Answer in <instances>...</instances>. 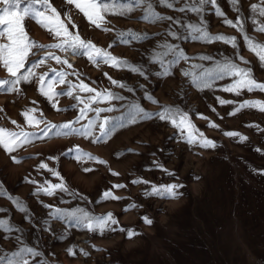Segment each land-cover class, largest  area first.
<instances>
[{
	"label": "rangeland",
	"instance_id": "rangeland-1",
	"mask_svg": "<svg viewBox=\"0 0 264 264\" xmlns=\"http://www.w3.org/2000/svg\"><path fill=\"white\" fill-rule=\"evenodd\" d=\"M61 13L66 25L68 20L64 12L72 16L73 34L79 33L81 38L91 40L97 47L111 51L118 59H127L130 63L140 64L141 53L151 48L168 27V18H180L187 25L192 23L208 31L210 35L237 36L239 54L250 64L245 65L235 56L230 46L223 42L206 43L203 41H171L180 43L185 54L190 56L187 63L181 62L173 69V75L144 80L128 69L112 68L102 62L93 64L83 56V50L60 52L46 46L59 42L46 28L35 21L24 22L28 40L35 45L30 50L25 68L33 62L43 60L33 72L37 76L44 75L45 84L53 82V90L62 93L48 101L39 92V83L33 79L19 84L0 83V128L5 129L0 136L10 139L9 132L39 133L45 127L35 121H45L49 125L71 123L74 128L86 126L87 119H96L97 127L93 134L81 137L77 133L60 128H51L47 137L42 135L21 136L22 142L14 152L8 153L0 145V219L8 222V226L20 231L0 229V255H7L21 246L17 236H22L29 246L42 251L43 256L35 259L46 261V264H264V154L257 153L256 147L264 153V112L257 108H245L235 113L236 107L245 99L264 102V93L255 90L246 91L237 97L223 91L199 90L190 85L189 78L182 77L180 69L200 61V55H214L223 52L233 58L241 67H251L253 76L258 82H264V68L259 66L258 58L241 38L240 33L223 23V18L209 14L212 10L206 6L205 22L199 23L198 14L179 9L169 10L158 0H144L143 5L120 16L121 5L127 6L129 0H106L117 6V11L106 15V23L97 29L74 5H66V0H50ZM174 3L175 0H170ZM198 0H188L189 6ZM227 18L235 20L239 7V15L244 19L245 31L253 43L264 44V33L257 29L264 26V17L259 10L251 11V4L264 7V0H239L230 6L228 0H218ZM167 3V0H166ZM147 4L156 13L149 20L142 17L147 13ZM2 7V5H0ZM255 20V25L252 23ZM104 27L110 29L105 32ZM132 30L141 34L155 36L154 40L143 44L132 42L128 45L120 43V32ZM188 35L190 29H178ZM198 35V33H195ZM6 42L0 39V43ZM45 45V48H40ZM51 51L59 55L65 64H58L54 59H44ZM36 55L33 56L32 53ZM227 59V57H225ZM23 71V70H21ZM59 72H64V79L69 83H59ZM104 73L124 82L129 88H135V94L112 85ZM14 79L0 63V82ZM230 80L217 82L218 85ZM81 83L96 89L98 92L112 91L128 97L130 104H139L146 111L155 112L162 107H179L189 113L190 120L205 136L217 143L216 149H202L189 146L177 139V130L169 122L158 119L139 120L130 123L132 113L125 102L117 100H99L91 104V108L113 107L110 113H101L99 118L95 112L89 111L87 119L76 121L79 110L85 107L94 93L80 91ZM144 84L157 103L153 104L144 98L143 90L138 85ZM71 90L72 95H67ZM79 96L81 99L76 100ZM236 101L233 105L221 106L215 97ZM83 101V103L81 102ZM211 108H216L212 112ZM229 113H235L229 115ZM28 117L33 123H28ZM207 117L208 119H203ZM108 118L106 125L108 134L101 137L98 124ZM120 118V119H117ZM210 123L219 128L209 127ZM226 131H238L249 137L241 142L238 137H227ZM60 133V135H57ZM71 149L72 151H68ZM155 154V155H153ZM89 156L95 157L90 160ZM104 161V163H100ZM153 161L162 168L156 169ZM46 164L58 176H52L47 169H40ZM43 166V165H41ZM162 169L174 175L169 176ZM115 173V174H114ZM147 180L149 184H132V180ZM32 180L51 183H63L71 192L86 197L85 200L72 199L63 193L69 204H60L57 197L43 195L33 196L35 185ZM125 185L116 189L115 184ZM151 183H179L183 187L177 197H145V191L151 190ZM111 191L119 199L104 198V191ZM12 201H19L29 209L28 218L20 213ZM39 201L60 207H84L93 216H109L117 221L100 232L99 229L89 232L82 226H75L74 221H54L48 216ZM135 205V207H132ZM147 215L153 222L147 225L143 217ZM47 219L45 225L42 221ZM72 224V227L68 225ZM50 228V231L47 229ZM131 230L133 235L128 236ZM71 249V252H69ZM87 252L85 256L83 253Z\"/></svg>",
	"mask_w": 264,
	"mask_h": 264
},
{
	"label": "snow or ice",
	"instance_id": "snow-or-ice-1",
	"mask_svg": "<svg viewBox=\"0 0 264 264\" xmlns=\"http://www.w3.org/2000/svg\"><path fill=\"white\" fill-rule=\"evenodd\" d=\"M230 6H235L238 4L239 0H228ZM133 3L136 7H139L144 3V0H129L127 6H119V15L124 16L125 12L133 11ZM159 5L165 4L169 10H177L181 14L186 11L194 14H198L199 23L203 24L205 22V12L206 6H210L212 10L209 14L215 17L223 18V23L236 29L243 41L247 45V50L251 51L258 58L259 66L264 68V44L253 43L249 35L245 31L244 19L239 15L241 9L235 7L233 10L237 13L236 19L232 20L227 18L226 13L222 10L218 0H198L197 4L189 6L188 0H175L174 3L170 0H158ZM0 39H4L6 42L0 43V63L3 64L4 68L11 74L14 78L10 81H2L3 84H19L20 82H30L33 79L37 80L39 83V92L48 101H53L54 97L62 95L60 92L53 90V82L48 81L45 84L44 75L37 76L33 69L38 66L39 63H43V60L39 62H33L31 67L25 68V63L29 57L30 50L35 47L34 44L29 42L28 34L25 30L24 22L26 19H31L35 21L38 25L43 28L48 29L56 39L59 40L57 43H52L47 45L48 49H58L60 52H68L71 50L73 53L77 50H83L82 54L93 64L102 62L104 65H110L112 68H123L128 69L131 73L139 75L144 80H149L150 77L155 76L157 78L166 77L173 75V69L181 64V62L187 63L190 56L185 54L184 48L180 43H174L171 41H187L189 38L192 41H203L206 43L213 42H223L225 45L230 46L234 52V56L241 61L243 64L248 65L250 62L244 58V56L239 54L237 36H227V35H210L208 31H205L202 27L188 23L185 25L180 18L170 16L166 22H168L167 29L160 33L158 32L155 36H162V40H157L155 44L148 49H144L141 53L142 62L138 65L130 63L127 59H118L111 51H107L104 48L97 47L91 40H85L81 38L79 33L73 34L69 31L68 25L73 28L76 27L72 23V16L68 11L64 12V16L68 20V25L64 23L61 19V13L56 7L52 5L50 0H0ZM66 5H74L88 21L91 22L97 29L101 28L102 25L106 23L105 17L108 14L115 13L117 11V6L115 4H110L106 0H66ZM139 5V6H138ZM148 11L142 17L143 20H149L150 17L156 15L152 11L151 7L147 4ZM252 12L259 10V15L264 17V7H259L257 4L253 3L250 6ZM255 25L256 21L252 20ZM186 28L190 29L188 35L182 34L178 29ZM105 32L110 31L109 28L104 27ZM260 33H264V26L257 29ZM195 33H198L196 35ZM120 43L128 45L132 42L143 44L146 41L154 40L155 36H149L148 34H141L132 30L127 32H120ZM40 48H45V45H40ZM33 56L36 55L35 52L32 53ZM218 56L222 58H217L214 55H200L197 57L200 61L211 62L209 65L204 63H192L189 67H184L180 69L182 77L189 78L190 85L195 89L212 90V91H223L225 93L234 94L239 97L243 92L252 93L258 90L264 93V82H258L253 76V69L251 67H241L238 63L233 61V58L227 56L223 52L218 53ZM227 57V59H225ZM44 59H54L58 64H65L67 61L61 60L59 55H54L51 51L47 53ZM23 70V71H21ZM57 75L60 77L59 83H69V88L72 85L70 82L64 79L65 73L59 72ZM108 81L120 89H125L129 93L135 94V88H129L124 82L118 81L113 77L109 76L108 73H104ZM229 79L230 82L226 84L218 85L217 82ZM138 87L143 90L144 98L153 103V97L149 94L146 86L144 84H139ZM80 91L94 93V96L89 97V101L85 103V107L79 110V115L76 117V121L82 119H87V113L93 111L96 117L99 118L101 113H110L113 111V107H96L91 108V104L97 103L99 100H117L123 101L124 104L121 105L122 108L127 107V110L132 113L130 123H135L137 119L139 120H152L158 119L161 122H169L172 127L177 130V139L183 140L189 146H198L202 149H216L218 147L217 143L212 139L205 136L204 132L200 131L197 126L192 123L189 117V113L186 110H182L179 107H162L161 110L155 112L146 111L144 107L137 104H130L128 102V97L124 95L116 94L112 91H105L104 93L98 92L96 89L89 87L87 84L81 83ZM67 95L71 96V90L68 91ZM76 100H80L79 96L75 97ZM219 105H233L236 101L231 99H223L220 96L215 97ZM83 103V101H81ZM155 103L157 101L155 100ZM153 103V104H155ZM264 112V102L259 100L245 99L243 102L239 103L236 107L235 113H239L245 108H257ZM212 112H216V108H211ZM235 113H229V115H234ZM203 119H208L207 117H202ZM120 119V118H117ZM28 123L31 125L33 119L28 117ZM38 125L39 123H44L45 127L40 129L39 133L33 132H9L8 135L10 139L5 140L0 136V145L8 152H14L18 147L22 146V142L17 140L18 136L27 139L29 136L42 135L47 137L51 128H60L67 130L64 132L67 135L68 131L77 133L81 137L91 136L94 129L97 127L96 119H87L86 126L82 128H74L71 123H63L60 125H49L45 121H35ZM109 124L108 118L103 119L102 122L98 124L100 136L103 137L108 134L106 125ZM209 127L219 128V125L210 123ZM5 129L0 128V133H3ZM264 131V129H262ZM227 137H238L241 142L247 141L248 136L242 135L238 131H226L223 133ZM60 135V133H57ZM72 151L71 149L68 150ZM255 151L260 154L262 149L256 147ZM155 155V154H153ZM89 159H95V157L89 156ZM104 163V161H100ZM156 169H161L162 166L153 161ZM43 165V166H41ZM40 169H47L51 172L52 176H58V173L53 169H48L46 164H41ZM167 175L172 176L174 173L169 172L167 169H162ZM115 174V173H114ZM31 183L35 185V191L32 193L33 196L43 195L45 197L53 198L57 197L60 204H69L71 200H65L63 196H58V193L66 194L72 199L85 200L86 197L80 195L79 193H74L69 190V188L61 181L60 183H51L49 180H44L42 183L36 180H32ZM132 184H149L147 180H132ZM116 189L124 188L125 185L115 184L113 185ZM183 185L179 183H169L167 185L160 184L157 186L155 183H151V190L145 191V197H177L182 195L179 193V189ZM6 195L5 193H0V196ZM104 198L119 199V197L113 196L111 191L103 192ZM20 213L25 214L26 221L28 218L29 209L25 207L19 201H12ZM44 209L49 210L48 216L54 221H74L75 226H82L86 228L89 232H93L97 229L103 232L109 224L115 225L117 221L109 216H93L90 215L84 207L74 206L72 208L60 207L54 204L44 203L39 201ZM135 207V205H132ZM0 209V212H3ZM143 221L147 225L152 224V220L149 219L147 215L143 218ZM45 225L49 223L47 219L42 221ZM72 227V224L68 225ZM0 229H5L7 231H20V229H13L8 226V222L4 219H0ZM50 231V228L47 229ZM133 232L129 230L128 236L131 237ZM17 241L21 245L18 250L12 251L7 255L6 264H46V261L30 258H39L43 256L42 251L37 250L34 246H29L22 236H17ZM71 252V249H69ZM85 256L88 255L87 252L83 253ZM5 255H0V264H5Z\"/></svg>",
	"mask_w": 264,
	"mask_h": 264
}]
</instances>
